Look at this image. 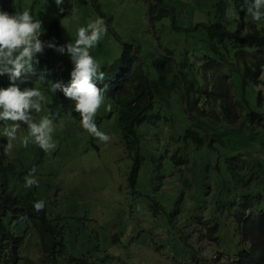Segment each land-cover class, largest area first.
<instances>
[{
	"label": "rangeland",
	"instance_id": "1",
	"mask_svg": "<svg viewBox=\"0 0 264 264\" xmlns=\"http://www.w3.org/2000/svg\"><path fill=\"white\" fill-rule=\"evenodd\" d=\"M98 1L102 14L92 0H65L64 11L54 0H1L8 6L0 10H28L34 19L42 21L41 39L54 40L57 45L74 41L79 27L101 20L106 31L90 49L100 66L118 61L125 42L138 47L143 66L149 71L152 58L167 49L176 50L179 62L190 50L195 61L192 71L201 82V101L219 91L214 65L218 59L209 48L207 30L196 26H211L217 21L221 0ZM57 18L58 31L49 32ZM232 18L234 28L241 18L264 28V19L253 21L245 10L236 9ZM46 57L55 67L71 72L73 64L67 54L45 47L35 62ZM220 69L221 80H232L222 65ZM260 77L261 81L245 82L249 107L237 113L239 120L230 122L227 120L234 117L220 116L211 146L200 148L185 140L183 133L172 132L181 118L175 123L160 120L140 124L139 148L127 147L118 127V111L106 97L95 120L109 140L100 141L81 127L78 112L75 116L63 114L55 121L49 106L51 98L38 82L35 87L45 95L46 102L34 115L53 119L55 148L44 151L33 141L27 146L21 144L20 138L27 135L23 124L7 153L3 145L8 141L0 137V164L13 165L5 189L15 196L45 202L52 226L63 230L68 254L63 248L61 254L66 257L89 256L98 264H233L243 244L231 204L246 190L257 192L264 186V72ZM7 86L0 83V87ZM158 100L155 111L160 106ZM236 106L245 108L239 103ZM70 107L73 109L72 101ZM228 136L247 141L244 154L237 155L234 151L238 148L226 145ZM236 162L238 168L230 170L228 166ZM30 172L39 184L25 189L24 177ZM1 199L0 194V206L4 202ZM259 206L264 208V200ZM8 210L4 223L21 237L20 258L15 264H44L40 233L33 220H21V215L12 218L15 214ZM1 240L4 238L0 236ZM11 250L6 245V254ZM0 264L6 263L0 259Z\"/></svg>",
	"mask_w": 264,
	"mask_h": 264
},
{
	"label": "trees",
	"instance_id": "2",
	"mask_svg": "<svg viewBox=\"0 0 264 264\" xmlns=\"http://www.w3.org/2000/svg\"><path fill=\"white\" fill-rule=\"evenodd\" d=\"M92 2L102 14L99 1L92 0ZM7 6H4L0 0L1 8ZM245 8L243 0H221L217 5L219 12L217 21L211 26L205 24L196 26L199 29L203 27L208 32L209 48L218 59L214 64L218 77L220 78V65H222L225 68V74L232 79L223 81L218 78L219 91L213 95L209 93L202 101L200 99L201 82L192 71L191 66L195 61L191 59L190 50H187L188 54L182 55L179 62L175 57L176 50L167 49L159 56L152 58V63L148 65L149 71L143 66L138 47L132 42H125L118 61L111 65H101L105 77L95 82L96 84L100 82L102 85L97 84V86L106 89L105 97L115 105L118 111V127L127 147L139 148L137 127L144 122L156 123L164 120L166 124L168 121L175 123L181 118V124L174 125L172 132L183 133L185 140H191L197 148H200L206 144L211 146L210 138L215 137L212 132L217 131L220 116H226L227 119L234 117L233 120H227L230 122L239 120L237 113L249 107L245 82L248 79L261 81L260 75L264 72V28L260 29L253 23L247 24L242 18L237 19V28L232 27L235 10L244 11ZM228 9H231V15L228 14ZM58 28L59 18L51 23L49 32L58 31ZM41 73H44L45 80L38 78ZM70 79V72L55 67L51 58L46 57L39 62H34L33 72L27 74V79L19 86L21 88L35 87L40 82V88H43L51 98L49 106L52 117L55 121H59L63 114L75 116L77 112L70 107L71 100L66 98L62 91L59 89L55 93L50 91L49 81L67 84ZM0 83L9 85L10 82L5 76L0 77ZM17 83L19 84V81ZM235 89L238 95L233 93ZM157 99L160 106L155 111ZM236 103L245 108L239 110ZM215 113L216 116H213ZM228 140L227 146L238 148L234 151L235 154H244L247 141L229 136ZM2 141L6 143L7 139L2 138ZM238 166L236 162L228 167L233 170ZM261 167L264 171L262 165ZM12 169L13 165L0 164V194L1 201L4 200L0 206V236L4 238L0 241V259L6 264H15L20 258L18 246L21 237H16L3 219L9 208L15 214L12 218H17L19 215L22 216L21 220L30 218L39 229L44 264H98L89 256L66 257L61 254L62 248L63 252L68 254L63 230L52 226V220L47 215V206L45 205L40 212H36L32 205L33 202L38 201L37 198L19 197L6 191V176ZM136 172L137 169L132 172L133 181ZM263 193L264 186L258 187L257 192L250 188L231 204V207H235L234 216L242 234L243 244L233 264H264V208L259 206L264 200ZM6 245L12 247L9 254H5L7 253L4 251Z\"/></svg>",
	"mask_w": 264,
	"mask_h": 264
},
{
	"label": "clouds",
	"instance_id": "3",
	"mask_svg": "<svg viewBox=\"0 0 264 264\" xmlns=\"http://www.w3.org/2000/svg\"><path fill=\"white\" fill-rule=\"evenodd\" d=\"M60 11H64L65 0H54ZM245 11L251 15L253 21L264 19V0H243ZM7 6V4H4ZM74 11V8H73ZM231 15V9H228ZM102 21L97 19L87 26L79 27L74 41L57 45L54 40H42L44 31L42 21L34 19L28 10L9 13L0 10V76L7 74L9 85L0 87V137L7 139L3 145L7 153L12 147V141L17 139V130L20 124L27 128V135L20 138L24 146L30 141L35 142L42 150L48 151L55 148L52 140L54 131L53 119L47 115L37 118L46 97L42 88L23 87L27 74L34 70V62L38 54L45 47L52 48L61 54H67L73 64L70 72V82H50V91L55 93L58 89L64 96L73 102V110L79 113L80 125L88 133L100 141H108L109 136L100 131L96 124L97 110L105 99V88L98 87L96 80H103L104 71L100 64L90 54V49L102 39L106 29L101 26ZM45 80L44 73L38 77ZM19 81V84L17 83ZM98 84L102 85L100 82ZM11 121L12 123H7ZM35 169L32 170L34 172ZM39 181L31 172L24 177L25 189L38 186ZM33 209L40 212L45 202H33ZM6 254V253H5Z\"/></svg>",
	"mask_w": 264,
	"mask_h": 264
},
{
	"label": "bare ground",
	"instance_id": "4",
	"mask_svg": "<svg viewBox=\"0 0 264 264\" xmlns=\"http://www.w3.org/2000/svg\"><path fill=\"white\" fill-rule=\"evenodd\" d=\"M173 25V24H172ZM145 58V57H144ZM37 70V69H36ZM50 75V74H49Z\"/></svg>",
	"mask_w": 264,
	"mask_h": 264
}]
</instances>
